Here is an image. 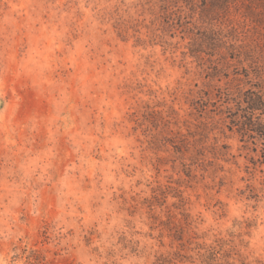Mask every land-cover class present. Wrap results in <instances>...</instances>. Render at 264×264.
I'll return each mask as SVG.
<instances>
[{"label":"rangeland","instance_id":"1","mask_svg":"<svg viewBox=\"0 0 264 264\" xmlns=\"http://www.w3.org/2000/svg\"><path fill=\"white\" fill-rule=\"evenodd\" d=\"M264 0H0V264H264Z\"/></svg>","mask_w":264,"mask_h":264},{"label":"trees","instance_id":"2","mask_svg":"<svg viewBox=\"0 0 264 264\" xmlns=\"http://www.w3.org/2000/svg\"><path fill=\"white\" fill-rule=\"evenodd\" d=\"M242 110L243 117L250 123L252 118H254L255 112H259L257 118L264 116V99L260 95L252 94L247 98L246 107Z\"/></svg>","mask_w":264,"mask_h":264}]
</instances>
